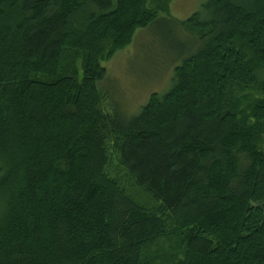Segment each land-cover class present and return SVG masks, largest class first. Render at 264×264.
<instances>
[{
	"label": "trees",
	"instance_id": "trees-1",
	"mask_svg": "<svg viewBox=\"0 0 264 264\" xmlns=\"http://www.w3.org/2000/svg\"><path fill=\"white\" fill-rule=\"evenodd\" d=\"M171 1L0 0V264H264V0H208L170 87L105 103Z\"/></svg>",
	"mask_w": 264,
	"mask_h": 264
},
{
	"label": "rangeland",
	"instance_id": "rangeland-1",
	"mask_svg": "<svg viewBox=\"0 0 264 264\" xmlns=\"http://www.w3.org/2000/svg\"><path fill=\"white\" fill-rule=\"evenodd\" d=\"M207 1L172 0L168 10L159 7L153 23L138 29L129 45L103 62L107 73L101 86L108 107L132 116L141 110L153 92L163 93L170 87L176 66L197 48L196 36L185 28L184 21ZM116 164L112 163L111 172L125 178ZM126 184L137 201L150 207L156 205L127 178Z\"/></svg>",
	"mask_w": 264,
	"mask_h": 264
}]
</instances>
